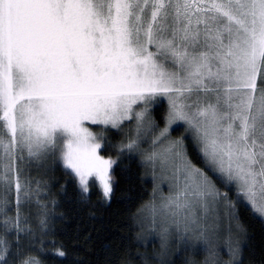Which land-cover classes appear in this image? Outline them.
Masks as SVG:
<instances>
[{
	"label": "snow or ice",
	"instance_id": "obj_1",
	"mask_svg": "<svg viewBox=\"0 0 264 264\" xmlns=\"http://www.w3.org/2000/svg\"><path fill=\"white\" fill-rule=\"evenodd\" d=\"M122 157L152 179L130 246L246 264L241 214L264 222V0H0V264H64L52 189L107 202Z\"/></svg>",
	"mask_w": 264,
	"mask_h": 264
},
{
	"label": "trees",
	"instance_id": "obj_2",
	"mask_svg": "<svg viewBox=\"0 0 264 264\" xmlns=\"http://www.w3.org/2000/svg\"><path fill=\"white\" fill-rule=\"evenodd\" d=\"M119 138V134L113 130L114 141ZM189 151H194L191 146ZM110 154L115 158V152ZM112 171L114 192L107 202L98 200L93 189L91 203L80 207L58 194L57 188L52 189L54 197L59 201L56 211L64 217L56 222L57 239L68 252L64 264H155L158 242L149 243L146 247L130 246L135 235L130 228V217L150 200L152 179L140 166L138 157H122ZM56 176L59 177V173ZM241 215L250 236V247L245 252L246 264H262L264 222L251 219L243 213ZM185 255L176 256V264H183ZM195 259L203 264L205 256L199 253Z\"/></svg>",
	"mask_w": 264,
	"mask_h": 264
},
{
	"label": "rangeland",
	"instance_id": "obj_3",
	"mask_svg": "<svg viewBox=\"0 0 264 264\" xmlns=\"http://www.w3.org/2000/svg\"><path fill=\"white\" fill-rule=\"evenodd\" d=\"M174 135H176V134L174 133ZM147 175H149V177L151 178V175L150 174H147ZM145 211H147V209H145ZM201 253H202V256H206L207 255L206 253H203V252H201Z\"/></svg>",
	"mask_w": 264,
	"mask_h": 264
}]
</instances>
